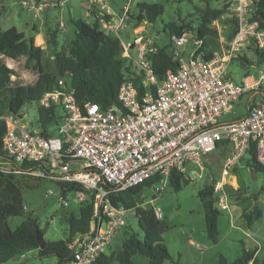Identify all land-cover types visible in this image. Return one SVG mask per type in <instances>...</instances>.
<instances>
[{
  "label": "built area",
  "instance_id": "built-area-1",
  "mask_svg": "<svg viewBox=\"0 0 264 264\" xmlns=\"http://www.w3.org/2000/svg\"><path fill=\"white\" fill-rule=\"evenodd\" d=\"M86 1L111 16L108 21L100 19L105 33L117 37L126 28L127 6L113 20L107 0ZM255 1L227 0L228 9L220 20L227 27L234 19L236 32L231 40L219 33L220 46L207 59L200 51L203 41L196 34L172 35V44L184 47L190 43L191 49L186 57L171 49L178 69L168 71L162 80L154 74L150 55L157 46L151 38L140 36L128 44L120 40L122 56L141 77L145 88L141 96L131 80L119 88V106L107 108L95 103L79 106L72 90L47 92L37 105L45 109L57 105L62 111L51 137L42 135L37 125L29 129L23 122L25 114L3 116L7 124L3 137L6 158L0 162V171L78 185L81 189L73 193L77 204L93 197L89 229L68 243L71 257L62 264H94L118 231L127 226V219L148 208L140 201L134 208L114 205L111 194L156 177L148 190L158 195L169 184L172 170L186 173L190 180L202 178L204 157L218 149L227 155L213 193L217 207L228 210L224 187L234 167L250 158L251 148L264 165V72L245 76L239 84L227 75L234 58L250 49L264 50V25L254 18ZM38 7L40 10L44 3ZM63 27L60 23L59 28ZM134 48L137 60L130 53ZM243 97H247L246 114L231 122L221 121V114L231 111ZM72 163H78L80 170H71ZM64 191L59 189V195L62 206L67 207ZM143 198L144 192L140 195ZM153 210L157 219H163L159 210Z\"/></svg>",
  "mask_w": 264,
  "mask_h": 264
},
{
  "label": "trees",
  "instance_id": "trees-1",
  "mask_svg": "<svg viewBox=\"0 0 264 264\" xmlns=\"http://www.w3.org/2000/svg\"><path fill=\"white\" fill-rule=\"evenodd\" d=\"M172 1L193 4L196 0ZM198 1L202 3V6L195 7L192 15L195 19L190 17L180 19L178 22L164 23L162 33L170 39L172 35L181 36L186 31L193 32L202 39L203 46L200 51L206 54L205 59H207L220 46L219 32L214 23L220 21L226 13L228 3L226 1L221 7H214L211 0ZM254 9L255 20L264 25V0H256ZM92 12L91 21L78 17L70 18L74 36L65 47L57 48L58 28L48 31L46 43L50 46L53 58L54 71L52 72L45 69L44 51L41 46L36 45L34 36H26L15 27L4 32L0 31V162L6 158L3 151V137L7 124L3 116L10 114L21 116L24 114L23 107L27 104L35 103L37 106L36 125L40 128L41 134L45 137L55 135V126L58 125L62 114L61 108L52 105L45 109L37 105L38 100L47 92L72 90L73 97L79 106L95 103L102 108L119 106L117 95L124 81L131 80L140 96L145 92L141 77L136 71L127 68L120 58L123 50L120 40L105 33L101 27L100 19L108 21L111 16L103 11L96 14L92 9ZM163 12L164 7L159 3L139 2L133 11H129V21L133 22L134 28L144 23L151 25ZM226 28L228 29L223 36L226 40H231L236 32V21L234 19L229 21ZM155 45L157 51L151 54L150 58L153 62L154 74L158 80H162L168 71H177L178 62L172 58L171 43L162 47ZM21 57L25 58V68L37 75V80L33 84H22L13 80L15 72L4 62V58L17 60ZM234 60H238L242 65L250 64L241 55ZM246 165L250 171L254 170L256 173L264 174V165L257 161L256 152L252 148ZM156 179V177L149 178L138 186L111 194L112 203L134 208L135 204L140 201L141 193L151 188ZM41 180L43 179L30 175L0 171V264L32 251H36L39 258L54 257L56 264H62L71 257L68 243L77 234L85 233L89 229L93 212L92 196L77 204L76 213L70 211L59 214L67 222L64 240L46 241L44 248H39L36 240V230H40L39 220L32 213L25 211L21 192L23 189L36 188ZM190 181L186 173L172 170L169 186L179 191L183 184ZM216 181L217 179L212 177L210 183L198 191L204 210L206 233L208 239L213 242H216L218 236L217 222L220 215L217 197L213 193ZM56 186L63 191L64 188L66 189L63 192L64 195L73 194L81 189L80 186L69 183H59ZM257 195L243 197L237 193L233 196L235 201L242 206L241 216L247 226L260 220L264 215V210L262 211L258 206L255 205L252 209L246 206L248 203L250 207L253 204L251 201ZM15 217L22 218V222L15 229H11L7 221ZM136 218L138 228L143 234L142 239L135 233L125 232L126 237L118 249L111 250L112 252L108 255L101 254L94 264H111L112 261H116L117 264H134L132 258L136 255L145 256L149 260L147 264H163L171 260L167 248L162 243V236L168 228L164 219H157L152 208L139 209ZM257 252V248L243 250V255L230 264H264V256L259 257ZM219 264L228 263L222 257Z\"/></svg>",
  "mask_w": 264,
  "mask_h": 264
},
{
  "label": "rangeland",
  "instance_id": "rangeland-1",
  "mask_svg": "<svg viewBox=\"0 0 264 264\" xmlns=\"http://www.w3.org/2000/svg\"><path fill=\"white\" fill-rule=\"evenodd\" d=\"M46 2L43 8L42 2ZM57 1H65L64 9L61 12L58 8H54L53 4ZM80 0H0V31L4 32L11 27H15L18 31L25 33L26 36L43 35L44 43L40 45L44 51L43 65L49 72L54 71L53 58L51 57L50 46L46 43L48 31L59 29L58 31V46L65 47L69 40L73 38V28L70 24V18L73 15L68 12L71 3ZM84 1V0H83ZM214 7H221L227 0H211ZM44 2V3H45ZM110 9H113L115 14H120L124 7H128L129 11H133L135 5L139 2L159 3L164 7L163 14L153 24H142L135 31L133 22H127L124 28L117 35V38L124 44L133 43L140 37L151 38L158 46H166L171 43L162 33L164 23L178 22L180 19H195V7H201L202 3L198 0L193 4L187 2L175 3L172 0H107ZM38 7V8H37ZM37 8V9H36ZM101 10H99L100 12ZM85 8L78 10L76 17L86 21L92 18L86 15ZM75 14V13H74ZM62 23L64 27L59 28ZM215 28L219 33L224 35L228 28L225 27L224 20L215 22ZM39 32H36L38 29ZM141 31V32H140ZM116 37L115 35L111 34ZM159 37V38H158ZM172 44V43H171ZM172 48L179 51L185 57L191 49L190 43L184 47H177L172 44ZM132 57L137 60L138 52L130 50ZM250 64L242 65L238 60H233L227 68V75L236 84H239L245 76L254 75L264 72V50L256 52L250 49L241 54ZM120 58L125 63L127 68L135 70L126 58L120 55ZM4 62L9 68H12L15 75L13 80L22 84H33L37 80L35 72L25 68V58L21 57L17 60L4 58ZM131 63V64H130ZM264 91V90H263ZM247 97H243L240 102L233 107L231 111L221 114V121L231 122L246 114ZM36 104H27L23 107V112L26 118L23 119L28 128L36 127ZM227 155L226 151L216 150L204 157L205 172L202 178L194 177L190 182L183 184L179 191H175L167 185L166 189L158 195H153L149 190L144 191L145 198L140 199V202L146 203L148 208L159 210L167 225V230L162 236V243L167 248L171 260L165 261L163 264H219L223 257L228 264L234 262L243 255V250H253L255 246L261 248L259 257L264 256V238L253 236L255 228L264 230V215L258 221L247 226L242 218V206L235 201L233 197L239 193L243 197L253 196L258 194L251 202L252 209L255 205L262 211L264 210V174L256 173L253 178L251 171L246 165L247 159L242 160L232 170V176L226 179L228 185L224 187L228 195V210H221L218 217L217 229L218 236L216 242L210 241L206 233L204 210L202 201L198 196V191L204 185L210 183V179L220 178V170L222 161ZM71 170H80L78 163L70 165ZM197 172L196 168H192ZM238 190V191H237ZM52 191L49 195L48 192ZM25 211L32 213L39 220V229L42 231L44 239L50 242L64 240L67 222L61 218V212H77V201L73 194H67L64 201L68 203L67 207H63L59 188L55 183L41 180L40 184L34 189H23L21 192ZM155 199L150 204L149 201ZM22 222V218H10L7 221L11 229H15ZM135 233L142 239L143 234L138 228L137 218L131 217L127 219V227L121 228L117 236L111 242L110 246L105 249L104 254L117 250L122 240L126 237V233ZM246 235H250L251 238ZM255 237H258L255 238ZM252 239L256 240L259 246L254 245ZM112 250V251H111ZM134 264H147L148 259L142 255H136L132 258ZM4 264H56L54 257L39 258L36 251L28 252L23 256L18 257V260H10ZM111 264H117L112 261Z\"/></svg>",
  "mask_w": 264,
  "mask_h": 264
},
{
  "label": "crops",
  "instance_id": "crops-1",
  "mask_svg": "<svg viewBox=\"0 0 264 264\" xmlns=\"http://www.w3.org/2000/svg\"><path fill=\"white\" fill-rule=\"evenodd\" d=\"M45 2V1H44ZM44 2H42V4L44 3ZM65 3V1H57L56 3H54L53 4V7H54V5H55V7L54 8H58L61 12L63 11V9H64V4ZM60 4H62V5H60ZM45 5H47L46 4V2L44 3V6ZM57 5V6H56ZM82 8H85L86 9V11H87V13H86V15L88 16V17H90V18H92V9H93V11L97 14V13H99V10H100V8L98 7V6H96V7H92L91 5H89L88 4V2L86 1V0H80V1H75V2H73V3H71V7L70 8H68V12L71 14V11L70 10H72V12H73V15H71L72 17H76V13L78 12V10H80V9H82ZM110 8V7H109ZM109 12L110 13H112V19L114 20L115 19V17L116 16H118L117 14H115V12H114V10L113 9H110L109 10ZM75 13V14H74ZM113 16H114V18H113ZM101 18V17H100ZM92 20V19H91ZM88 21H90V20H88ZM140 28V27H139ZM38 29L39 30H37L36 32H39L40 31V29H41V27L39 28L38 27ZM135 29V31H137V29L138 28H134ZM34 38H35V43H36V45L39 43V44H41V43H44L45 41H44V38H43V35L42 34H40V35H34ZM40 46V45H39ZM136 48H134V50H135ZM247 237H249V238H251V236L250 235H246ZM253 236H259V237H263L264 238V230L262 229V228H255L254 229V233H253ZM255 238H257L258 239V237H255ZM264 240V239H263ZM252 242H253V244L254 245H257V246H259V244L257 243V241L256 240H254V239H252ZM255 248H257L256 246H255ZM254 248V249H255ZM258 249V252H257V254L259 255V252L260 251H262V246H261V248H257ZM261 249V250H260ZM260 250V251H259Z\"/></svg>",
  "mask_w": 264,
  "mask_h": 264
},
{
  "label": "water",
  "instance_id": "water-1",
  "mask_svg": "<svg viewBox=\"0 0 264 264\" xmlns=\"http://www.w3.org/2000/svg\"><path fill=\"white\" fill-rule=\"evenodd\" d=\"M250 173L252 174L253 178H255L256 172L254 170H251ZM36 240L38 242L39 248L43 249L46 244V240L44 239L43 233L38 229L36 230ZM13 260H18V257H14Z\"/></svg>",
  "mask_w": 264,
  "mask_h": 264
},
{
  "label": "bare ground",
  "instance_id": "bare-ground-1",
  "mask_svg": "<svg viewBox=\"0 0 264 264\" xmlns=\"http://www.w3.org/2000/svg\"><path fill=\"white\" fill-rule=\"evenodd\" d=\"M229 177H230V176H229ZM229 177H228V178H229Z\"/></svg>",
  "mask_w": 264,
  "mask_h": 264
}]
</instances>
